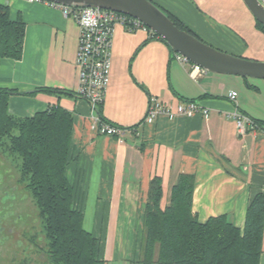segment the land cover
<instances>
[{
    "label": "crops",
    "instance_id": "crops-1",
    "mask_svg": "<svg viewBox=\"0 0 264 264\" xmlns=\"http://www.w3.org/2000/svg\"><path fill=\"white\" fill-rule=\"evenodd\" d=\"M152 1L212 46L264 61V30L244 0ZM0 3L8 5L11 18L26 23L22 58L0 62V89L16 92L9 94V111L16 116L54 106L72 114L66 174L105 260L108 254L128 260L140 251L155 176L162 181V206L170 203L179 177L189 174L195 179L193 211L200 221L227 214L244 226L251 199L264 192V79L209 71L178 59L147 26L130 31L116 25L110 82L103 102L93 108L76 94L77 21L47 1ZM231 91L238 93L235 100ZM152 97L173 107L195 101L201 110L145 122ZM235 111L258 127L241 135ZM99 119L127 130L122 137L101 133Z\"/></svg>",
    "mask_w": 264,
    "mask_h": 264
},
{
    "label": "trees",
    "instance_id": "trees-1",
    "mask_svg": "<svg viewBox=\"0 0 264 264\" xmlns=\"http://www.w3.org/2000/svg\"><path fill=\"white\" fill-rule=\"evenodd\" d=\"M169 16L198 36L183 21ZM25 37L26 23L21 17L11 18L8 5L0 3V62L21 59ZM11 93L16 92L0 89V147L3 153L19 158V181L30 190L39 209L44 258L38 255L37 263L106 264L101 240L85 227L84 212L76 205V188L66 174L72 114L54 106L32 116H16L9 111ZM194 188V176L182 174L172 188L170 203L162 206L161 178L151 180L137 264H260L264 192L251 199L245 224L239 227L227 214L200 221L193 211Z\"/></svg>",
    "mask_w": 264,
    "mask_h": 264
},
{
    "label": "built area",
    "instance_id": "built-area-1",
    "mask_svg": "<svg viewBox=\"0 0 264 264\" xmlns=\"http://www.w3.org/2000/svg\"><path fill=\"white\" fill-rule=\"evenodd\" d=\"M259 1L264 6V0ZM47 2L60 7L65 16L74 18L78 23L80 31L76 65L79 72V82L76 94L86 99L93 108H97L103 102L110 82L111 48L115 26L121 25L130 31H134L140 27L145 28L146 25L136 17L111 9L76 7ZM175 55L178 59L189 62L180 53L176 52ZM237 95L236 91H231L229 97L235 100ZM199 110H201V107L195 101L183 102L173 107L157 97H152L148 104L144 121L154 122L161 114H165L172 119L179 115L192 116ZM204 113L207 114V110L204 109ZM233 116L236 119L237 129L241 135H245L250 129L258 127L253 118L240 111H235ZM98 122L99 130L104 134L122 137L127 130L126 128L104 122L101 119Z\"/></svg>",
    "mask_w": 264,
    "mask_h": 264
},
{
    "label": "water",
    "instance_id": "water-1",
    "mask_svg": "<svg viewBox=\"0 0 264 264\" xmlns=\"http://www.w3.org/2000/svg\"><path fill=\"white\" fill-rule=\"evenodd\" d=\"M78 7H98L129 14L163 38L171 48L190 62L212 72L264 79V61L237 56L200 39L180 28L169 14L152 0H47ZM247 7L264 25V6L259 0H244ZM35 90H25L31 93Z\"/></svg>",
    "mask_w": 264,
    "mask_h": 264
},
{
    "label": "rangeland",
    "instance_id": "rangeland-1",
    "mask_svg": "<svg viewBox=\"0 0 264 264\" xmlns=\"http://www.w3.org/2000/svg\"><path fill=\"white\" fill-rule=\"evenodd\" d=\"M166 10V9H165ZM252 78V77H248ZM258 79V78H257ZM0 188L6 189L9 192L12 193L11 199L14 201H17V199H20V201L17 202L16 206L14 207V215L16 214H24L29 212V216L31 215V219L33 220L29 224H16L15 227L16 232L14 231V239L17 241L20 239V241H23V238H21V233H26L29 230L36 234H43L42 227H41V220L39 216V209L35 203V200L31 194V192L26 189L22 184L18 183V176L20 174L19 171V158L17 159L16 156L11 155L9 153H3L2 147H0ZM4 168L9 169L4 171ZM6 176V178H5ZM8 178V179H7ZM91 223L88 222V219L86 217L85 227L89 230ZM13 246H9L6 244L0 245L1 250V257L2 258H9L10 260L8 263L5 264H24L22 260L29 256V262L28 264H33V261L35 262V258L37 260V254H35L33 251L28 252L27 250H23V247H19L18 244L14 241ZM26 247V246H25ZM16 250V252H14ZM139 252L134 256V258L125 260L119 256H111L108 254L106 258V264H137V260L139 258ZM16 253L15 258L13 257ZM21 262V263H20ZM38 262V261H37ZM35 262V263H37Z\"/></svg>",
    "mask_w": 264,
    "mask_h": 264
},
{
    "label": "flooded vegetation",
    "instance_id": "flooded-vegetation-1",
    "mask_svg": "<svg viewBox=\"0 0 264 264\" xmlns=\"http://www.w3.org/2000/svg\"><path fill=\"white\" fill-rule=\"evenodd\" d=\"M7 169H9V168H4V171ZM0 170H1V167H0ZM9 173H10V169H9ZM5 178H6V176H5ZM19 178H20V174H19L18 180H17L18 183L22 184L26 189H28L24 183L19 181ZM11 197H13L11 192H9L6 189L0 188V245L6 244L9 246L10 245L13 246L14 245L13 242L15 241L20 248L23 247L22 248L23 250H27L28 252L33 251L35 254H37V256L39 255V257L41 256L42 258H44V253L41 252V250H40V246L42 245L41 244V242H42V235L41 234L38 235V234L33 233L32 231L29 230L26 233H21V238H23V241H20V239L16 241L14 239V233L13 232L14 231L16 232V230H15V227L17 226L16 224H19V223L20 224H24V223L29 224L33 220L31 219L32 218L31 215L29 216V212L28 213L26 212L24 214L14 215V207L16 206L17 202L20 201V199H17V201H14L11 199ZM41 227H42V223H41ZM33 236H36L34 240L32 239ZM14 252H16V250ZM0 253H1V250H0ZM15 256H16V253L13 257L15 258ZM29 258H30L29 256H26L22 260V262L24 264H28ZM9 260H10V257L9 258L8 257L2 258L1 254H0V264L8 263ZM35 262H37L36 258H35ZM35 262L33 261V264H38Z\"/></svg>",
    "mask_w": 264,
    "mask_h": 264
}]
</instances>
